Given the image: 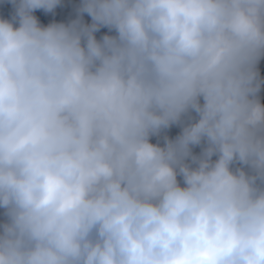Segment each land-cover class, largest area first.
Wrapping results in <instances>:
<instances>
[{
	"label": "clouds",
	"instance_id": "obj_1",
	"mask_svg": "<svg viewBox=\"0 0 264 264\" xmlns=\"http://www.w3.org/2000/svg\"><path fill=\"white\" fill-rule=\"evenodd\" d=\"M9 3L0 264H264V0Z\"/></svg>",
	"mask_w": 264,
	"mask_h": 264
},
{
	"label": "trees",
	"instance_id": "obj_2",
	"mask_svg": "<svg viewBox=\"0 0 264 264\" xmlns=\"http://www.w3.org/2000/svg\"><path fill=\"white\" fill-rule=\"evenodd\" d=\"M80 0H61V5L57 6L56 9L52 13H45L43 10H36L35 15L39 18L40 22L44 25H47L53 21L55 22H65L67 23L69 20L74 19L76 12L75 9L79 5ZM12 12V5L9 3V0H0V16H3L5 18L10 17ZM84 20L87 23H91V17L88 16L86 13L84 14ZM105 33L108 34H115L114 32H109V29L107 27H103L100 29L99 32L96 33L97 38H101L102 35ZM259 70L261 78H264V60H261L259 64ZM259 98L262 103H264V85H262L261 90L259 92ZM192 115H195L193 112ZM187 122V118H186ZM181 126L179 125H173L171 128L166 130V134L170 138H175L179 133L181 132ZM163 136V134H162ZM162 136L159 138V142L163 144V138ZM158 140L157 137L152 138V142L156 143ZM201 151V146H194L193 152L195 154H199ZM216 157L213 156V160H215ZM6 220L5 216V210L3 208H0V224H2Z\"/></svg>",
	"mask_w": 264,
	"mask_h": 264
}]
</instances>
